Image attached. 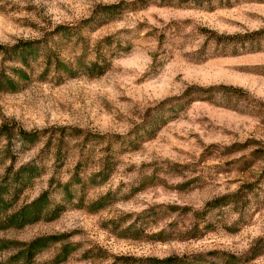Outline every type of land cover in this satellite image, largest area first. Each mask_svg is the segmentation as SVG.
I'll list each match as a JSON object with an SVG mask.
<instances>
[{
    "label": "rangeland",
    "instance_id": "rangeland-1",
    "mask_svg": "<svg viewBox=\"0 0 264 264\" xmlns=\"http://www.w3.org/2000/svg\"><path fill=\"white\" fill-rule=\"evenodd\" d=\"M255 31L264 0H0V181L32 165L8 210L57 211L0 228V264L47 236L30 264H264Z\"/></svg>",
    "mask_w": 264,
    "mask_h": 264
},
{
    "label": "trees",
    "instance_id": "trees-1",
    "mask_svg": "<svg viewBox=\"0 0 264 264\" xmlns=\"http://www.w3.org/2000/svg\"><path fill=\"white\" fill-rule=\"evenodd\" d=\"M249 40H258L264 38L263 31L251 32L248 36ZM210 90V88H208ZM20 140L27 139L28 141L33 140V134L20 131L18 132ZM35 168L32 165L25 164L20 166L15 172L11 173V176H7L0 181V228L8 227H21L25 224L39 220L40 218L51 219L57 214V211L46 209L49 199L46 191L40 192L35 198L19 206L16 209L8 210L11 204L18 197L21 190L30 184V181L34 174ZM227 196H220L214 198L207 205L209 206H220L227 201ZM50 239L54 237H38L24 244L20 248L16 255L24 257V260L19 264H30L29 260L40 248L45 246ZM10 264V263H7ZM149 264H183L182 260L178 257H165L162 259H151ZM197 264H202L197 261Z\"/></svg>",
    "mask_w": 264,
    "mask_h": 264
}]
</instances>
